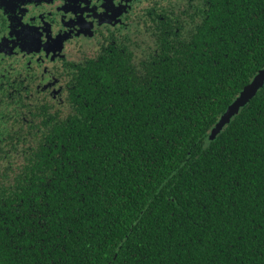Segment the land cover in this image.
Here are the masks:
<instances>
[{
    "label": "trees",
    "instance_id": "16d2710c",
    "mask_svg": "<svg viewBox=\"0 0 264 264\" xmlns=\"http://www.w3.org/2000/svg\"><path fill=\"white\" fill-rule=\"evenodd\" d=\"M202 1L182 40L139 69L105 56L78 91L60 161L32 160L0 218V264H264V86L207 140L264 67V0Z\"/></svg>",
    "mask_w": 264,
    "mask_h": 264
},
{
    "label": "flooded vegetation",
    "instance_id": "af4514ba",
    "mask_svg": "<svg viewBox=\"0 0 264 264\" xmlns=\"http://www.w3.org/2000/svg\"><path fill=\"white\" fill-rule=\"evenodd\" d=\"M202 6V0H0V218L12 220L20 210L18 191L27 173L34 178L32 160L45 152L48 166L60 161L78 91L92 86L105 56L139 69L152 52L182 40Z\"/></svg>",
    "mask_w": 264,
    "mask_h": 264
},
{
    "label": "water",
    "instance_id": "95a60500",
    "mask_svg": "<svg viewBox=\"0 0 264 264\" xmlns=\"http://www.w3.org/2000/svg\"><path fill=\"white\" fill-rule=\"evenodd\" d=\"M264 86V67L260 69L251 81L239 92L235 99L228 105L226 110L220 115L219 119L207 137L208 143L217 138L220 132L229 125L240 111L250 102V100Z\"/></svg>",
    "mask_w": 264,
    "mask_h": 264
}]
</instances>
